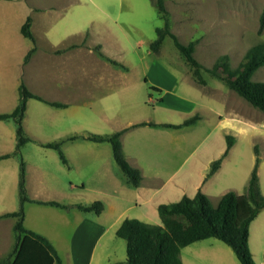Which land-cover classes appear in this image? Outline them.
<instances>
[{
	"label": "rangeland",
	"instance_id": "374dc122",
	"mask_svg": "<svg viewBox=\"0 0 264 264\" xmlns=\"http://www.w3.org/2000/svg\"><path fill=\"white\" fill-rule=\"evenodd\" d=\"M164 5L171 31L179 41L185 45L194 42V56L204 66L205 85L197 82L193 69L169 36L158 52L151 51L150 45L158 36L157 28L164 25L160 0H0V96H4L2 92L8 95L3 102L5 108L0 106V112H10L18 104L19 86L23 82L41 96L70 101V108L61 109L62 115L57 120L52 114L38 110L37 105L47 107L44 103L31 101L32 119L38 123L40 138L48 142L87 127L89 124L85 122L103 111L102 100V106L108 109L103 113L109 114L110 118L101 128H94L100 132L89 130L98 134L112 133L147 115L157 123L177 124L200 114L202 119L198 126L191 129L195 130L190 134L192 144L198 145V139L204 137L213 153L222 146L226 148L224 135L232 134L236 138L224 168V188L241 191L240 186L245 185L254 166V146H259L262 159L260 187L264 197V112L208 72L223 55H228L231 66L237 67L250 48L264 42V31L259 33L264 0H164ZM28 17L32 19L35 43L21 33ZM102 44L109 49L106 50L108 55L122 63L116 66L102 57ZM33 46L36 51L25 62ZM54 46L60 48L59 52ZM58 54L62 56L56 57ZM100 64L108 70L129 68L124 95L116 92L99 100L88 94L87 89L94 84V78L89 75L94 73L96 65L101 71ZM253 79L264 81V67ZM153 86L162 91H153ZM88 101L93 103V108L85 105ZM74 112L77 123H83V126L67 130ZM10 122L15 127L14 122ZM174 134L182 135L183 132ZM176 142L178 140L170 143L171 148ZM87 146L94 145L88 141L64 145L66 155H70L75 163L68 169L56 151L37 143H27L22 155L28 165V192L38 191L45 198L63 197L60 200L66 204L107 201L105 197L114 190L115 183H123L126 177L113 158L110 144L104 145L110 155L102 161L82 155L80 147L86 149ZM105 161L108 164L104 172L112 183L98 180V170ZM19 166L20 159L16 156L0 161V213L19 209ZM41 178L44 184L40 183ZM125 184H128L127 179ZM82 185L86 188L81 189ZM214 196L212 202L217 205L219 198ZM129 206L123 205V209H128L123 221L137 215L139 208L133 204V207ZM35 208L28 211L25 227H34V231L52 238L63 264H68L67 257L72 253L74 264H77L87 240L84 230L75 231L80 222L74 215L65 220L44 207L36 205ZM84 215L87 218L96 216ZM138 217H142V221L149 219ZM15 221L12 217L0 219V261L9 256L16 243ZM147 221L161 224L158 215ZM112 223L113 220L107 223L111 226L101 239L102 249L108 254L102 264H128L126 242L116 235L118 226ZM251 235L260 263L264 261V226L258 230L254 228ZM96 257L95 254L94 263Z\"/></svg>",
	"mask_w": 264,
	"mask_h": 264
},
{
	"label": "trees",
	"instance_id": "16d2710c",
	"mask_svg": "<svg viewBox=\"0 0 264 264\" xmlns=\"http://www.w3.org/2000/svg\"><path fill=\"white\" fill-rule=\"evenodd\" d=\"M160 6L163 12L164 25L163 28H157L158 36L150 45L151 51L158 52L166 36H169L185 61L193 69V75L197 82L205 85L204 66L194 56V42L185 45L179 41L178 37L171 31L164 0H160ZM31 23L32 19L28 17L21 27V33L25 38L35 43ZM263 31L264 11L260 20L259 33ZM35 51L36 46H33L26 55L25 62L29 61ZM101 56L114 65H119L115 60L107 58L103 54ZM262 67H264V42L250 48L237 67H232L229 56L223 55L216 60L212 68L208 69V72L224 81L230 89L252 106L264 112V81L253 79L255 73ZM152 90L161 91L158 87H152ZM19 95V102L12 112L0 113V120L12 119L16 126V147L13 152L0 154V161L13 156L20 159L19 209L14 212L0 213V219L15 218L13 229L17 238L12 252L0 261V264H63L55 246L46 236L25 227V204L31 202L65 210L76 208L82 212H94L96 214H100L104 210V204L102 201H95L90 204H65L56 200L32 199L27 190V170L22 155L23 147L29 142H36L44 148L52 149L58 153L62 164L70 169L71 165L62 148L65 142L82 139L93 143H109L113 158L128 183L132 187H138L142 182V174L138 168L132 167L127 162L123 153L121 136L132 128L148 123H133L109 134L83 131L59 140L40 142L30 137L24 128L28 101L35 99L57 108L65 107V105L46 100L40 94L31 91L23 82L19 86ZM200 119V114H195L181 123H151V125L180 129L194 125ZM224 137L226 149L218 159L210 164L204 182L221 168L224 160L230 155L236 144V138L232 134H226ZM254 153L255 162L244 194L229 190L221 197L218 204L214 205L209 196L199 189L194 197L183 196L177 202L160 204L158 206L160 225L147 223L137 218L125 219L117 229L116 235L126 242V262L128 264H183L181 259L182 248L197 241L216 238L232 248L240 264H256L249 242L250 226L264 210V197L260 192L259 169L262 159L258 145L254 146Z\"/></svg>",
	"mask_w": 264,
	"mask_h": 264
},
{
	"label": "crops",
	"instance_id": "0c3cea01",
	"mask_svg": "<svg viewBox=\"0 0 264 264\" xmlns=\"http://www.w3.org/2000/svg\"><path fill=\"white\" fill-rule=\"evenodd\" d=\"M93 34L94 32H92V35ZM56 49L59 50L60 48L55 47V50ZM68 50H66V52ZM106 50L109 49L105 44H102V51L106 57L115 60L118 63H122L121 61L117 60L116 57H112L108 55L106 53ZM91 52L93 53V51ZM64 53L65 52H63L62 54ZM62 54H58L55 56L56 57L62 56ZM41 55L45 56L44 54ZM46 56L49 55L47 54ZM97 67L99 66L96 65V69L94 73L92 75H89L92 78H94V84L92 85L91 89L90 88L87 89L88 94H90L92 98H97L99 100H102L104 96H107V94H111V93L118 92L120 95H124L125 91L127 90V80L130 72L129 68L126 66L127 69L118 68L120 70H108L102 67L100 64V68H101L100 71V69H98ZM145 80L147 82L148 77H146ZM123 84H126V86L123 87ZM153 87H158V86H153ZM101 89L104 90L100 91ZM160 89L162 91V88ZM2 93L4 94V96H0V103H1L0 106L1 108H5L3 102L7 99L8 95L6 92H2ZM42 96L46 100L48 99L51 100L52 102H59L65 105V107H61V108L52 107L46 103L44 104L47 107L37 105L38 110L41 109L42 112L52 114L54 120L59 119L58 117L62 115V112H60L61 109L64 108L67 109L70 108L71 106L70 101H66L62 99L60 100L49 99L44 95ZM32 100L35 99H30L28 101L27 110L24 117L25 131L34 140H38L40 142H48L40 138L41 135H39L40 133H38L39 132L38 123H36V119L35 120L32 119L33 116V114L31 113ZM103 101L104 100H102L100 103V106L102 107L103 111L98 113V115H96L89 121L85 122L89 124L87 127H82L83 128L82 130L75 131L73 133H68L62 136L61 138H65L77 132H83V131L91 132L89 130L100 132L94 128H101L102 125L104 126V124L107 123L110 118L109 114L103 113L104 110L105 111L108 110L106 107L102 106ZM86 104L87 106L88 105L92 106L93 103L91 101H88L85 103V105ZM0 113H6V112H0ZM75 117H76V112L72 113V120L68 122L67 130H69V128L72 129V128H79V126H83V123H79V124L77 123V117L76 118ZM10 120L12 119L0 120V154L13 152L16 147V126L14 127L13 124L10 122ZM141 122H146L148 124L132 128L121 136L123 153L127 162L132 167L138 168L141 171L142 182L140 186L132 187L128 183V181L127 183L129 185L125 184L126 178L122 180L123 183H115L116 186L114 187V190L111 191L108 197H105L107 201L106 200L103 201L104 210L100 214L89 212L91 214H95L96 215L95 217L88 216L87 218V216L84 215V213L86 212H82L76 208H73L69 212H66L64 211L65 209L59 210L61 208L57 209V207L50 205H40L31 202L25 204V218H27L28 211L35 208L36 205L48 209V212L51 213L54 212L56 217L65 220L70 219L69 217L71 215H74V217L80 222L78 227L75 229V231H79L82 229L87 233V237H86L87 240L81 249V258L78 259L77 264H102L103 259H106L108 257V254L105 253L106 251L102 249L101 239L105 236L109 227L111 226V225L109 226L107 225L108 222L113 220L112 225L116 224V226H118L117 229L122 224L123 215L128 210V209H123L124 204L126 205L130 204L131 206H129L128 208H131L133 206L139 208L135 218L140 219L142 217H138V216H143L144 218L155 219L157 215L159 216L158 206L160 204L177 202L181 200L183 196L194 197L196 193L199 191V189H201L205 194H207L211 199V201L212 198L215 197L214 195H217L216 197H218L220 201L221 197L227 191H229L228 189L223 187L222 177H224L223 175L225 174L224 172L225 164L232 155L233 150L231 151L230 155L224 160L221 168L214 175H212L209 180L204 182L206 174L209 171L210 164L214 160L218 159L226 148L223 149L222 146V148L219 149L218 151L211 153V149L209 146H207L204 137H200L198 139L200 140L198 145L192 144L194 142L190 141L192 139L190 138L192 137L190 134L192 132L194 133L195 130H191V129H193L192 127H197L198 122L194 125L183 127L180 129H169L160 126L151 125V123L154 124H162V123H157L152 121V119L147 115L142 117V119H139L132 123H127L115 131L121 130L133 123H141ZM181 132H183L182 135L174 134ZM193 139H197V138H193ZM174 140H178V142L175 143V147L171 148L170 143H172ZM79 141H87V140L80 139L76 141H67L63 144L62 148L64 149V145L66 143H71L76 145V143H78ZM30 143H36V142H30ZM93 145L94 146H87L86 149H84V147H80L81 150H83L81 154L93 157L100 161H102L103 157L105 158L109 157L110 153H108L106 146H104L105 143H93ZM66 157L69 160L71 168H73L75 163L72 157L70 155L68 156L66 155ZM107 164L108 163H106L105 161L104 164L100 166L101 168L98 170L99 171L98 180L100 181V183L101 182L112 183V179L110 180L109 178H107V175L105 174L107 172H104V167ZM27 166L28 165H26V170H27ZM18 181H19V177L17 183ZM247 182L248 180L246 181L244 186H242L243 184L240 186L241 191L237 190L238 194H244L246 192ZM40 183L44 184L43 178L40 179ZM74 187L75 189H77L76 186ZM85 188H86L85 185L81 186V189H85ZM260 192L262 193L261 187H260ZM28 193L32 199H36V200H44V201L56 200L62 202V200L60 199L63 198L60 197L57 199H52V198L41 197L42 194L38 191H34L33 193L32 192L31 193L28 192ZM261 195H263V193ZM72 204H77V203H72ZM147 220L145 219L144 222L149 223ZM261 226H264V210H262V212L252 222L250 226L249 242L256 264H264V261H260V263H258V260L256 258V253L253 249V240H252L251 232L254 228L258 230V228ZM31 228L32 229L30 228L28 229L32 231L35 230L34 227ZM35 232L40 233L39 231H35ZM47 238L52 242V244L56 248V244L54 240L49 236ZM58 254L60 255L59 252ZM95 254L97 256L96 263H94ZM60 257L62 258L61 255ZM181 259L183 264H206V263L240 264L232 248L216 238H208L201 241H197L182 248ZM67 261L68 264L75 263L73 253L72 255L71 254L68 255ZM62 262H63V258H62Z\"/></svg>",
	"mask_w": 264,
	"mask_h": 264
}]
</instances>
